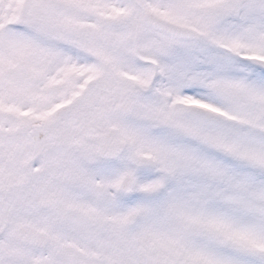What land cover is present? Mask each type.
<instances>
[{
  "label": "snow or ice",
  "instance_id": "snow-or-ice-1",
  "mask_svg": "<svg viewBox=\"0 0 264 264\" xmlns=\"http://www.w3.org/2000/svg\"><path fill=\"white\" fill-rule=\"evenodd\" d=\"M0 264H264V0H0Z\"/></svg>",
  "mask_w": 264,
  "mask_h": 264
}]
</instances>
